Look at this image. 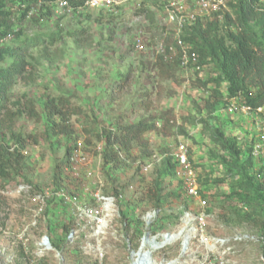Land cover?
Masks as SVG:
<instances>
[{
	"label": "rangeland",
	"instance_id": "rangeland-1",
	"mask_svg": "<svg viewBox=\"0 0 264 264\" xmlns=\"http://www.w3.org/2000/svg\"><path fill=\"white\" fill-rule=\"evenodd\" d=\"M119 2L117 16L86 7L83 14L73 9L64 15H52L47 9L28 16L16 1L9 0L6 13L0 15V40L8 33L12 35L0 41V47L33 36H47L59 29L76 31L83 26L93 36L92 44L86 47L78 46L73 38L67 37L53 47L34 48L30 68L32 83L25 85L19 81L12 91L13 103L23 93L35 99L42 120L20 117L17 131L32 137L25 149L26 164L19 174L0 179V264H133L132 251L153 250L149 244L143 245L147 233L150 239L156 237L163 242V236L177 233L185 220L181 237L153 250L152 264L173 259H178L177 264H264L261 237L251 222L244 219L248 206L236 194L240 172L223 160L225 154L213 141V130L201 122L202 117L207 121L213 114L194 106L196 102L203 107L210 95L207 89L191 85L198 74L187 82V70L180 68L182 82L172 84L174 96L162 103L164 108L174 110L177 125H181L183 132L172 136L157 130L146 132L144 136L150 142L148 150L136 149L135 155L120 168L108 169L120 196L116 198L109 193L111 180L108 182L102 172L97 148L102 144L97 135L104 128L115 127L121 116L128 115L134 97L112 102L107 96L108 87L130 69L135 75L133 89L155 94L156 57L162 53L173 55L176 51V24L170 14L174 0ZM261 3L264 5V0ZM143 4L155 13V26L144 15L136 13ZM222 10L203 18L221 20L227 11ZM85 14H89L87 19ZM10 62L7 58L0 66H8ZM201 76L215 78L217 74L210 65H205ZM224 87L221 86L223 94ZM61 95L83 110L82 114L72 117L73 137L53 136L47 131L45 101ZM13 103L11 106L15 109ZM161 109L150 113L157 115ZM137 119L135 115L125 122ZM154 122L158 127L161 124L159 119ZM214 123L237 139L242 149L240 161L247 153L251 154L250 172H263L264 156L254 154L251 146L264 141V113L252 120L241 113L226 115L219 109ZM86 130L92 143H87ZM0 139L12 142L10 135L2 130ZM180 143L188 147L200 195L207 200L204 209L187 195L186 169L180 165L174 173L161 177L160 207L148 197L161 160L165 154L175 159L173 153ZM68 145L76 148L70 161L61 166V185L57 188L52 182L53 171L65 160ZM106 198H112L111 202L106 204ZM121 206L129 215L128 232L120 216ZM202 210L206 214L203 227L185 217L186 212L196 215ZM68 222L72 223V231L66 234L60 226ZM137 230L141 234L131 242ZM46 236L48 244L44 243ZM50 237L58 240L61 250L52 246Z\"/></svg>",
	"mask_w": 264,
	"mask_h": 264
},
{
	"label": "trees",
	"instance_id": "trees-1",
	"mask_svg": "<svg viewBox=\"0 0 264 264\" xmlns=\"http://www.w3.org/2000/svg\"><path fill=\"white\" fill-rule=\"evenodd\" d=\"M7 1L0 0V15L6 13L4 8ZM26 1L34 0H22V2ZM71 2L73 6L79 5L74 0ZM83 11L84 8L79 9V14H83ZM136 13L144 15L151 25H156L155 13L144 4L137 9ZM88 15H84L86 19ZM1 33L0 30V36ZM67 37L73 38L80 47L90 46L93 42L90 29L83 26L76 31L63 32L59 29L47 36H33L13 45L0 47V62L7 58L11 59L8 66H0V130L8 133L12 139L10 143L0 139V179L5 180L13 174H19L18 172L26 164L25 149L30 142L29 138L32 137L23 136L17 131V122L20 117L26 115L35 121L42 120L35 99L23 93L21 98L13 103L12 91L19 81H23L25 85L32 83L33 72L30 68L33 67L31 59L34 48L53 47ZM181 39L183 43L192 47L187 52L188 57L195 53L200 65L203 67L210 65L217 74L215 78H203L198 73L192 79V86L203 87L210 94L203 107L196 102L194 106L199 111L206 109L213 114L207 121L205 117H202L201 122H205L213 130V141L225 154L223 160L231 163L240 172L238 175L241 182L237 183L236 194L248 206L249 211L244 215V219L251 222L258 231L264 252V168L263 172L258 174L250 172L251 154L247 153L240 161L242 149L237 139L229 136L225 130L214 123L219 109L225 107L231 98H238L253 109L264 107V5L260 0H231L221 20L199 18L182 30ZM175 48L173 55L162 53L156 57L158 79L155 94L147 90L135 91L133 89L135 75L130 69L116 77L108 87L107 96L112 102L134 97L128 115L121 116L115 127L104 128L97 135L102 144L98 151L101 155L102 172L108 182L111 180L109 193L116 198H119L120 193L108 169L120 168L128 158L135 155L136 149L148 150L150 142L144 135L150 130H157L165 136L183 132L181 125H177L174 110L162 106L164 99L174 96L175 86L183 80L179 72V69H182L183 53L176 42ZM221 86H225L224 94L221 92ZM11 103L16 107L15 109ZM159 108L163 109L157 115L150 113ZM44 111L48 120L47 131L59 137H73L75 130L71 124L72 117L83 113L81 106L74 105L63 95L46 99ZM142 111L144 113H141ZM135 115L138 116L137 121L125 122L126 118ZM155 119L160 120L159 127L154 122ZM176 127L177 130H175ZM86 132L90 137L89 130ZM89 137H87V143H92ZM34 142L37 143L38 139L35 138ZM75 148L68 145L65 149V160L54 168L52 182L57 188L61 185V166L70 161ZM177 166L179 164L176 159L167 154L164 155L148 191V197L153 200L155 206L160 207L161 204L162 175L174 173ZM121 208L120 216L128 232L129 215L124 206ZM60 227L66 234L72 231L71 222L63 223ZM140 234V230L135 231L133 238H130L131 242L137 240ZM50 242L54 248L62 249L57 239L50 237Z\"/></svg>",
	"mask_w": 264,
	"mask_h": 264
},
{
	"label": "built area",
	"instance_id": "built-area-1",
	"mask_svg": "<svg viewBox=\"0 0 264 264\" xmlns=\"http://www.w3.org/2000/svg\"><path fill=\"white\" fill-rule=\"evenodd\" d=\"M14 1H16V5L21 8V11H24L23 13L28 16L32 15L35 12L41 13L42 11H46L47 9L52 15H64L65 13L73 9L79 10L85 7L92 10L104 11L113 16H117L120 12L119 0H74L79 3V5L76 6L72 5L71 0H34L26 2H22V0ZM230 2L231 0H174V2L171 3L170 14L173 18L172 20L175 21L176 24L175 42L177 46H179L180 51H182L183 53V62L181 65L182 68L187 70V82L190 81V79L193 78L195 74H203L204 67L200 65V63H198L197 55L195 53H192L191 57H188L187 52L189 49H192V47L183 43L181 39L182 30L186 26L196 22L199 18L211 15L213 11H223L222 9L228 10ZM6 8L7 7L5 6L4 10H7ZM11 36V33H8L0 41L2 42L5 39H9ZM221 110L222 112H225V114H229L230 116L241 113L244 114L247 118H251L252 120L255 119L256 116L264 113V107L253 109L246 103L240 101L238 98H231L227 105ZM100 149L101 145L98 146V150ZM252 150L254 154L264 156V141L262 142V144L257 143L252 147ZM173 156L177 160L178 164L186 169L184 189L187 195H189L191 198L196 199L199 207L204 209L207 205V200L200 195L201 193L199 189V183L197 182L193 173V169L191 167L187 145L184 143H180L176 147ZM72 160L74 161L75 158H72ZM105 200L107 201V204L111 202L112 198H106ZM185 217L189 219V221L196 220L200 227H203L206 214L204 210L196 215L190 212H186Z\"/></svg>",
	"mask_w": 264,
	"mask_h": 264
},
{
	"label": "water",
	"instance_id": "water-1",
	"mask_svg": "<svg viewBox=\"0 0 264 264\" xmlns=\"http://www.w3.org/2000/svg\"><path fill=\"white\" fill-rule=\"evenodd\" d=\"M163 237H164V241L162 242V246H164L166 244L167 238L173 237V234L172 233H166ZM149 238H150V233H147V235L143 238V241H145ZM152 239L155 241L156 237H152ZM44 243L45 244L49 243L48 236H46L44 238ZM156 243H159V242H156ZM186 244H187L186 242L183 243L182 253L185 252ZM132 257L134 258L133 264H152L151 251H148V250L142 251V249L139 250L138 252L132 251ZM177 262H178V259H173V260H170L166 263H160V264H177Z\"/></svg>",
	"mask_w": 264,
	"mask_h": 264
},
{
	"label": "bare ground",
	"instance_id": "bare-ground-1",
	"mask_svg": "<svg viewBox=\"0 0 264 264\" xmlns=\"http://www.w3.org/2000/svg\"><path fill=\"white\" fill-rule=\"evenodd\" d=\"M186 223H187V221L185 220L184 221V225L180 228V230L177 232V233H175V234H173V237L172 238H167L166 239V244L167 243H170V242H172L173 240H175V239H178L179 237H181L182 235H183V233H184V231H185V228H186ZM186 239L187 238H189V237H185ZM156 242H159V241H157V239L155 240ZM153 239H147V240H145V241H143V245H145V244H149L150 245V247L153 249V250H155V249H158V248H160L161 246H162V242H159V243H156ZM204 241V240H203ZM207 244V246L211 249L212 248V246H211V244H209V243H206ZM143 247V246H142ZM156 247V248H155ZM153 250H148V251H151V255H152V252H153ZM142 251H146V250H143L142 249Z\"/></svg>",
	"mask_w": 264,
	"mask_h": 264
}]
</instances>
